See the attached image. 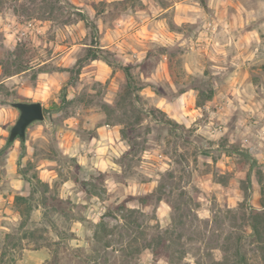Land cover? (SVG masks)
Listing matches in <instances>:
<instances>
[{
  "label": "rangeland",
  "instance_id": "1",
  "mask_svg": "<svg viewBox=\"0 0 264 264\" xmlns=\"http://www.w3.org/2000/svg\"><path fill=\"white\" fill-rule=\"evenodd\" d=\"M174 1L0 0V264H264V0Z\"/></svg>",
  "mask_w": 264,
  "mask_h": 264
},
{
  "label": "water",
  "instance_id": "2",
  "mask_svg": "<svg viewBox=\"0 0 264 264\" xmlns=\"http://www.w3.org/2000/svg\"><path fill=\"white\" fill-rule=\"evenodd\" d=\"M11 105L19 112L17 119L9 130L7 143L16 138L25 139L27 127L34 121H43V107L40 101H14Z\"/></svg>",
  "mask_w": 264,
  "mask_h": 264
},
{
  "label": "crops",
  "instance_id": "3",
  "mask_svg": "<svg viewBox=\"0 0 264 264\" xmlns=\"http://www.w3.org/2000/svg\"><path fill=\"white\" fill-rule=\"evenodd\" d=\"M69 3L71 4H74L76 6H85L86 8L90 9V12L94 11L93 8H92V2L94 3H97L99 0H67ZM106 1H110V0H106ZM184 0H179V1H174V3L170 6H166V7H163V11H167L170 7H172L173 5H176V6H179L180 4H182ZM212 2H217V1H220V0H211ZM141 2L146 5L147 4V0H141ZM136 13H141V14H146V11L145 10H140V11H136ZM119 18V20L123 21L124 24H128L129 21L133 20L134 18V13L132 11H128L126 10L123 11V12H120L117 16ZM148 17V16H147ZM129 20V21H128ZM121 23L122 22H119L117 24V28L114 29V31H117V30H122L123 27L121 26ZM119 27H122V28H119ZM126 27V26H125ZM125 30V29H124ZM115 42V41H114ZM116 45L115 46H119L118 43H115ZM101 48H105V47H111L110 44H106V45H101L100 46ZM225 49L222 48V52H224ZM98 62H100V60H97V59H92L90 60V63H89V66H93L95 64H98ZM86 74H90V73H87ZM100 130V128L98 129ZM100 132V131H99ZM99 138H95V140L97 141H100L98 140Z\"/></svg>",
  "mask_w": 264,
  "mask_h": 264
},
{
  "label": "trees",
  "instance_id": "4",
  "mask_svg": "<svg viewBox=\"0 0 264 264\" xmlns=\"http://www.w3.org/2000/svg\"><path fill=\"white\" fill-rule=\"evenodd\" d=\"M91 58H92V59H95V58H97V56H96V55H92ZM24 69H25V68H23L22 70H24ZM125 75H126V84L129 85L130 75H129V72H128L127 69H125ZM210 97H211V95H210L208 98H210ZM45 184L48 185L47 183H45ZM18 198H21V197H17V199H18Z\"/></svg>",
  "mask_w": 264,
  "mask_h": 264
}]
</instances>
